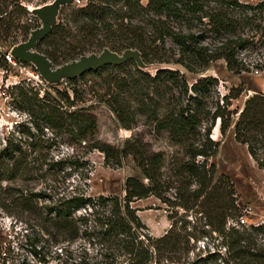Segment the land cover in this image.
<instances>
[{
	"label": "trees",
	"instance_id": "trees-1",
	"mask_svg": "<svg viewBox=\"0 0 264 264\" xmlns=\"http://www.w3.org/2000/svg\"><path fill=\"white\" fill-rule=\"evenodd\" d=\"M24 1L30 0H0L1 42L14 45L27 40L31 30L41 25ZM79 1L84 3L63 6L52 30L37 42L36 49L55 65L106 47L117 52L136 48L147 64L176 63L196 73L224 59L229 70L239 73L250 70L241 52L264 42V0ZM134 64L129 59L84 72L69 78L63 88H45L42 96L39 88L21 81L12 95L29 113L35 129L47 127L72 144L84 142L88 149L102 151L108 164L120 165L131 154L147 181L129 175L123 195L75 191L40 205V192L2 184L30 175L36 168L37 158L31 156L42 144L34 138L38 134L31 124L23 121L0 147V207L14 213L3 196L8 193L17 213L33 214L43 234L40 241L51 246L64 243L57 250L62 264H264V221L249 226L240 221L243 212L234 184L224 173L217 177L216 165L209 161L220 145L211 130L218 118L222 134L232 126L228 106L243 88L231 89L211 109L208 98L216 77L202 76L189 84L178 69L168 67L154 74L136 66L126 74L114 72ZM254 65L264 69V61ZM0 66L7 67L6 58L0 59ZM88 76L103 80L102 91L89 83ZM99 104L126 128L137 125L136 114H145L156 131L166 132L181 149L170 156L169 170L167 155L147 149L138 135L117 147L98 139L95 108ZM234 136L247 146L264 173V93L245 100L234 123ZM70 163L77 165L79 160ZM150 195L167 205L171 221L159 236L147 232L140 208L133 205ZM204 237L211 240L193 257L192 251ZM77 241V249L72 248ZM43 248L35 244L32 253L39 257ZM3 253L0 246V261Z\"/></svg>",
	"mask_w": 264,
	"mask_h": 264
},
{
	"label": "rangeland",
	"instance_id": "rangeland-1",
	"mask_svg": "<svg viewBox=\"0 0 264 264\" xmlns=\"http://www.w3.org/2000/svg\"><path fill=\"white\" fill-rule=\"evenodd\" d=\"M53 0H30L24 1L31 10L34 7L44 5ZM245 2L256 3L260 0H241ZM84 2L73 0L63 6L70 4H83ZM61 7V8H62ZM61 10V9H60ZM37 22L40 18L31 11ZM60 13V12H59ZM12 44L0 41V59H7V67L0 66V147L3 138L8 136L23 121L31 124L29 113L25 111L20 102L14 98L18 90L15 86L23 80H28L31 70L35 66L31 62H25L15 57L12 61L8 59V54ZM240 56L248 63L250 70H244L239 73L227 68L226 61L219 59L211 62L205 69L199 72H190L181 64L152 62L146 63L143 70L154 74L159 68L178 69L187 79L189 84H193L202 76H214L218 82L214 85L212 94L208 98L209 107L215 109L217 99L228 94L233 88H243V91L237 98L231 100L228 106L232 114V126L222 134L220 131V118L216 120L211 130V137L220 142L218 151L210 157L209 161L215 163L218 177L220 174H226L234 184L236 190L237 202L242 208L243 216L246 219V225L257 224L264 221V173L259 169L253 158L247 150V146L238 142L234 136V123L245 100L257 92L264 93V69L255 68L254 64L264 61V42H258L257 45L251 46ZM135 62V60H134ZM139 67L137 62L134 65H128L123 71H114L120 74H126L125 71H133ZM106 74V73H105ZM104 74V75H105ZM69 78H59L55 81L43 80L40 84V96L43 90L52 85L63 88L67 86ZM89 83L93 84L100 91L103 80L100 77L88 76ZM52 89V88H51ZM87 98H91L88 94ZM93 99V97H92ZM90 102V101H89ZM95 112L98 118L96 136L102 141H106L115 147L122 146L126 139L132 136H140L144 141L146 148L151 151H163L167 155V170H169V158L171 155L181 151L180 147L173 145L167 137L166 132H158L154 129L153 124L145 114H136L137 125L131 129L122 126L116 115L105 105H96ZM32 129L37 132L38 143L42 147L37 148L31 158L36 156V168L30 171V175L25 174L14 181H3V187L22 186L27 191L40 192L38 196L40 205L49 203L52 199H57L62 194H70L75 191L85 192L87 195H99L117 193L124 194L123 185L129 175H135L140 179L147 181L140 167L134 160L133 155L127 156L120 165L106 163L105 154L98 149H88L83 143L72 144L66 136L54 135L50 129L44 127L43 130H37L34 126ZM25 138L24 135H22ZM27 138V137H26ZM29 140V139H28ZM67 160V161H65ZM71 160H79V164H71ZM61 161L56 165L53 162ZM26 173V174H29ZM17 194L16 190H12ZM7 203L10 213L0 207V246L6 253L1 259L0 264H62L63 258H59L57 246H51L44 240H41V234L37 219L30 215L28 211L20 214L17 213V206L14 205L13 196L8 195ZM149 201H135L133 205L139 207L141 219L147 224V232L159 236L165 233L171 221L168 218L167 205L154 195H150ZM183 211V210H182ZM19 214V215H18ZM45 237V236H44ZM211 240V239H210ZM205 237L197 243L192 256L202 247L204 242H209ZM211 241L210 246L213 244ZM42 245L40 256L36 257L32 252L34 245ZM80 242L73 244L72 248L77 249ZM39 248V246L37 247ZM75 256V254H74ZM44 258V259H42Z\"/></svg>",
	"mask_w": 264,
	"mask_h": 264
},
{
	"label": "water",
	"instance_id": "water-1",
	"mask_svg": "<svg viewBox=\"0 0 264 264\" xmlns=\"http://www.w3.org/2000/svg\"><path fill=\"white\" fill-rule=\"evenodd\" d=\"M72 1L53 0L31 9L40 18L41 25L31 30L27 40L12 46V56L33 63L40 74L48 81H55L62 77L74 78L84 72L97 70L108 64H123L129 59L135 60L139 67H141L140 65H146L140 51L136 48H127L122 52H117L106 47L100 52L85 53L60 65H55L46 54L38 51L36 49L37 42L45 37L52 30L53 25L57 23L62 5Z\"/></svg>",
	"mask_w": 264,
	"mask_h": 264
},
{
	"label": "built area",
	"instance_id": "built-area-1",
	"mask_svg": "<svg viewBox=\"0 0 264 264\" xmlns=\"http://www.w3.org/2000/svg\"><path fill=\"white\" fill-rule=\"evenodd\" d=\"M7 57H8V59L10 61H12V57L13 56L11 54V50H10V52H9ZM43 80H45V78L40 74V72L35 67V69L31 70V72H30V74L28 76V80H23V82L29 83L34 88H40V84L38 82H42ZM239 219H240L241 222L246 223V219L244 218L243 215L240 216Z\"/></svg>",
	"mask_w": 264,
	"mask_h": 264
},
{
	"label": "crops",
	"instance_id": "crops-1",
	"mask_svg": "<svg viewBox=\"0 0 264 264\" xmlns=\"http://www.w3.org/2000/svg\"><path fill=\"white\" fill-rule=\"evenodd\" d=\"M149 199H151L150 196L145 197V198H140V199H138V200H136V201H142V202L144 201V203H145V202L149 201ZM134 202H135V201H134ZM138 212L140 213L141 210H138Z\"/></svg>",
	"mask_w": 264,
	"mask_h": 264
},
{
	"label": "bare ground",
	"instance_id": "bare-ground-1",
	"mask_svg": "<svg viewBox=\"0 0 264 264\" xmlns=\"http://www.w3.org/2000/svg\"><path fill=\"white\" fill-rule=\"evenodd\" d=\"M141 67H144L145 65H140Z\"/></svg>",
	"mask_w": 264,
	"mask_h": 264
}]
</instances>
